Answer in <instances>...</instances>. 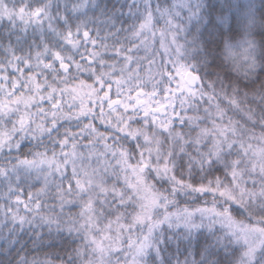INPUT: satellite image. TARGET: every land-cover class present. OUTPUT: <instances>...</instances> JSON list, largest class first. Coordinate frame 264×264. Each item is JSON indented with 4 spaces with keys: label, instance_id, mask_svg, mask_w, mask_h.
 Masks as SVG:
<instances>
[{
    "label": "snow or ice",
    "instance_id": "obj_1",
    "mask_svg": "<svg viewBox=\"0 0 264 264\" xmlns=\"http://www.w3.org/2000/svg\"><path fill=\"white\" fill-rule=\"evenodd\" d=\"M92 3L0 0V226L34 264H261L264 108L190 62L186 0Z\"/></svg>",
    "mask_w": 264,
    "mask_h": 264
},
{
    "label": "clouds",
    "instance_id": "obj_2",
    "mask_svg": "<svg viewBox=\"0 0 264 264\" xmlns=\"http://www.w3.org/2000/svg\"><path fill=\"white\" fill-rule=\"evenodd\" d=\"M161 2L170 7L176 0ZM80 3L81 0H60L59 13L75 17L72 10ZM186 3L189 7L181 10L179 22L190 62L202 69L207 79L215 80L217 73L238 78L241 87L247 86L249 103L254 108H264V101L255 100L256 94L264 95V0H186ZM110 9V0H93L88 15L102 20ZM9 43H15L14 37L0 29V53ZM9 228L0 226V264H34L37 251L32 247L31 230L25 228L20 233L10 232Z\"/></svg>",
    "mask_w": 264,
    "mask_h": 264
}]
</instances>
